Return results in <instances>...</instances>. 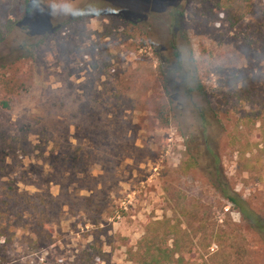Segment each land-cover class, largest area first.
Returning <instances> with one entry per match:
<instances>
[{
	"label": "rangeland",
	"instance_id": "obj_1",
	"mask_svg": "<svg viewBox=\"0 0 264 264\" xmlns=\"http://www.w3.org/2000/svg\"><path fill=\"white\" fill-rule=\"evenodd\" d=\"M43 1L54 18L40 10L51 24L26 36V1L0 0V195L14 196L16 228L12 242L0 237V264H135L129 252L166 219L182 223L184 245L206 246L212 227L246 235L247 264H264L234 206L199 167L185 168L194 149L185 93L200 81L226 125L219 155L231 186L264 216V0L233 27L224 0H179L178 34L191 49L178 40L180 62L167 26L126 32L118 16L68 20L64 0ZM244 84L258 90L253 104L235 96ZM192 207L205 231L183 217Z\"/></svg>",
	"mask_w": 264,
	"mask_h": 264
},
{
	"label": "trees",
	"instance_id": "obj_2",
	"mask_svg": "<svg viewBox=\"0 0 264 264\" xmlns=\"http://www.w3.org/2000/svg\"><path fill=\"white\" fill-rule=\"evenodd\" d=\"M25 1V14L33 15L34 19H31L33 23L24 25L21 29L26 30V36L41 35L48 29L46 26L51 23H47L46 17L39 18L42 16L40 15V10H44L47 16L52 18H54L55 12L52 10V6H44L43 0ZM244 1L224 0L223 3H220L219 9L224 11L225 20L230 26H237L249 14H255L254 10L257 7V2L255 0H248V3H245ZM178 2L179 0H166L165 2L161 0H88L86 5L78 9L84 13L90 12L118 16L126 21L128 26L125 29L127 30L126 32L136 28L138 32L143 33L142 27L144 25H147L149 30H153L156 26L160 25L167 26L169 29L168 43L174 50L177 62H180L182 60L180 47L184 45L186 50L189 48L191 51V49L187 45L185 33L178 34V31L183 28L182 23L184 20L183 12L179 11L177 5ZM81 16L83 15L76 17L67 15V18L71 20L72 18L76 19ZM62 24H64V21L57 26L60 27ZM262 28L263 30L256 29V31L264 35V23L262 24ZM146 34L149 33L146 32ZM2 39V32L0 31V41ZM179 39L184 44L179 45ZM194 60L192 57L193 62ZM161 68L163 69V65ZM163 81L164 83H169L171 78L167 76ZM235 96L253 104V101L259 98V93L256 89L251 90L250 88H246L244 84L243 89L236 90ZM185 98L188 101V107L193 117L191 126L194 127L190 131L187 141L188 151L192 147L194 149L185 168L199 167L208 178V183L220 194L222 199L233 205L237 210L240 215V225H242L245 231L251 234V242L264 247V216L253 209L231 186L222 165V160L219 155V138L226 131L225 123L216 108L212 106L204 85L200 81H197L195 86L188 88V91L185 93ZM1 104L7 108L9 107V100L2 101ZM173 114L177 118L176 113ZM256 114L254 111H250L246 115L249 119L254 118ZM163 122L168 124L169 119L165 117ZM14 201V196L8 195L5 191L0 195V237L4 238L7 243L12 242L16 235V228L11 218ZM192 210L194 214H192L193 212L183 213V217L185 219L189 216L197 218L196 207H192ZM197 220H199L201 231H205L207 229L206 221L200 217ZM158 223L164 224L165 229L157 232L156 229L152 230L150 227H147L144 235L137 241L135 248L129 252L135 264L248 263L247 257L249 256L251 246L249 245L250 239L246 235L242 234L238 237L229 235L226 237L223 229L217 228L216 230L212 227L213 231L209 234L210 237L208 238L207 245L201 248L198 244L192 243V241L190 245H184L183 236L186 235V232L182 228L183 225L180 221H177L176 224H171V221L166 219ZM223 224L225 225L226 223ZM219 226L223 225L219 224ZM218 230L221 231V234ZM171 234H173V237H171ZM170 239L172 240L171 244L168 243ZM213 244H215L216 249L212 252L211 247ZM224 247L228 250L225 251ZM191 254L194 259L187 256Z\"/></svg>",
	"mask_w": 264,
	"mask_h": 264
},
{
	"label": "clouds",
	"instance_id": "obj_3",
	"mask_svg": "<svg viewBox=\"0 0 264 264\" xmlns=\"http://www.w3.org/2000/svg\"><path fill=\"white\" fill-rule=\"evenodd\" d=\"M64 3H65L66 6L62 9V11L66 15L72 16V17H76V16H80V15L86 14L80 9L71 7L70 4H69V0H64ZM101 39H105V38L101 37Z\"/></svg>",
	"mask_w": 264,
	"mask_h": 264
}]
</instances>
